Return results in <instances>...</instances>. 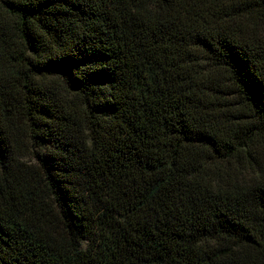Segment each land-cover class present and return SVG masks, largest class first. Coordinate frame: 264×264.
<instances>
[{
    "label": "trees",
    "instance_id": "1",
    "mask_svg": "<svg viewBox=\"0 0 264 264\" xmlns=\"http://www.w3.org/2000/svg\"><path fill=\"white\" fill-rule=\"evenodd\" d=\"M0 264H264V0H0Z\"/></svg>",
    "mask_w": 264,
    "mask_h": 264
}]
</instances>
